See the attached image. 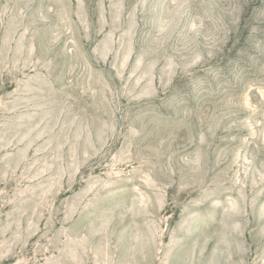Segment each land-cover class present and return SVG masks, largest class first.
Instances as JSON below:
<instances>
[{"label": "rangeland", "instance_id": "1", "mask_svg": "<svg viewBox=\"0 0 264 264\" xmlns=\"http://www.w3.org/2000/svg\"><path fill=\"white\" fill-rule=\"evenodd\" d=\"M0 264H264V0H0Z\"/></svg>", "mask_w": 264, "mask_h": 264}]
</instances>
